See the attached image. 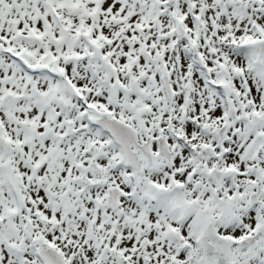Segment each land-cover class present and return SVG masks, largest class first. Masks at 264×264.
<instances>
[{
  "label": "snow or ice",
  "instance_id": "obj_1",
  "mask_svg": "<svg viewBox=\"0 0 264 264\" xmlns=\"http://www.w3.org/2000/svg\"><path fill=\"white\" fill-rule=\"evenodd\" d=\"M0 264H264V0H0Z\"/></svg>",
  "mask_w": 264,
  "mask_h": 264
}]
</instances>
